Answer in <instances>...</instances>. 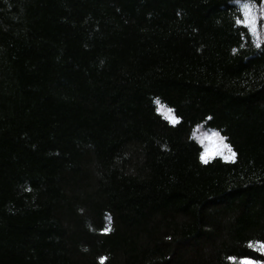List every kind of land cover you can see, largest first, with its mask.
I'll use <instances>...</instances> for the list:
<instances>
[{
	"label": "trees",
	"instance_id": "16d2710c",
	"mask_svg": "<svg viewBox=\"0 0 264 264\" xmlns=\"http://www.w3.org/2000/svg\"><path fill=\"white\" fill-rule=\"evenodd\" d=\"M251 3L259 40L235 0H0V264H264Z\"/></svg>",
	"mask_w": 264,
	"mask_h": 264
},
{
	"label": "snow or ice",
	"instance_id": "6c2138e0",
	"mask_svg": "<svg viewBox=\"0 0 264 264\" xmlns=\"http://www.w3.org/2000/svg\"><path fill=\"white\" fill-rule=\"evenodd\" d=\"M235 3H237L240 6L242 19H237V24H242L246 26L252 33L254 37L257 38V40L260 39V37L257 34V19L253 11V5L251 3V0H235ZM260 45L257 44V47ZM157 112L163 116L166 120H168L172 124H176L179 122V117L172 114V109H167V115L164 111V106L159 104V101H157ZM192 137L198 139V142L200 145L203 146V152L200 155V159L207 163L208 159L210 157H213L215 155H224V150L227 149L228 155H224L225 159L230 158L231 156H234L235 153L232 152L231 147L224 143V137H221L220 134L217 131L212 132H204L200 130V126H197L196 129L192 132ZM110 229L108 227H105L102 229L103 232H108ZM249 249H252L253 251H256L260 253L261 255H264V240H255V241H248L247 244ZM229 261V264H259V262L254 259L251 255H228L226 258ZM107 260V257L101 256L99 257V264H105V261Z\"/></svg>",
	"mask_w": 264,
	"mask_h": 264
},
{
	"label": "rangeland",
	"instance_id": "374dc122",
	"mask_svg": "<svg viewBox=\"0 0 264 264\" xmlns=\"http://www.w3.org/2000/svg\"><path fill=\"white\" fill-rule=\"evenodd\" d=\"M164 111H165V114L167 115L168 113H167V109H165L164 108ZM200 130L201 131H204V132H207L206 130H204L203 128H200ZM222 137V136H221ZM224 143H226V141H225V139H224ZM227 144V143H226ZM228 145V144H227ZM203 147V146H202ZM204 150V149H203ZM232 152H233V150H232ZM235 153V152H234ZM224 155H228V152H227V149H225L224 150ZM224 155H215V156H213V157H210L209 159H208V161H211L212 159H214V158H221V159H223L224 161H227V162H232V161H234L235 160V155L234 156H231L230 158H228V159H225L224 158Z\"/></svg>",
	"mask_w": 264,
	"mask_h": 264
}]
</instances>
